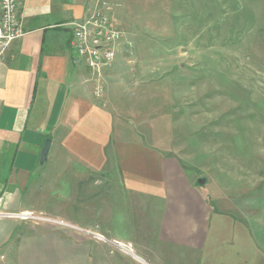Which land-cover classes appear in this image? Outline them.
<instances>
[{
  "label": "crops",
  "instance_id": "1",
  "mask_svg": "<svg viewBox=\"0 0 264 264\" xmlns=\"http://www.w3.org/2000/svg\"><path fill=\"white\" fill-rule=\"evenodd\" d=\"M93 3L20 0L23 36L0 56V211L57 219L1 218L0 264H264V189L213 198L177 156L143 142L118 52L104 104L93 97L68 48ZM113 162L116 175L103 173Z\"/></svg>",
  "mask_w": 264,
  "mask_h": 264
},
{
  "label": "rangeland",
  "instance_id": "2",
  "mask_svg": "<svg viewBox=\"0 0 264 264\" xmlns=\"http://www.w3.org/2000/svg\"><path fill=\"white\" fill-rule=\"evenodd\" d=\"M93 1L123 33L117 78L141 140L213 198L264 189V0Z\"/></svg>",
  "mask_w": 264,
  "mask_h": 264
},
{
  "label": "built area",
  "instance_id": "3",
  "mask_svg": "<svg viewBox=\"0 0 264 264\" xmlns=\"http://www.w3.org/2000/svg\"><path fill=\"white\" fill-rule=\"evenodd\" d=\"M19 4L20 0H0V56L11 43L23 36L16 17ZM122 38L123 33L108 16L97 10L87 12L81 20L71 24L68 48L72 58L83 63L93 78L92 95L96 100L103 98L104 73L113 68ZM1 218L38 219L31 214H4L0 211ZM2 259L0 256V261Z\"/></svg>",
  "mask_w": 264,
  "mask_h": 264
},
{
  "label": "water",
  "instance_id": "4",
  "mask_svg": "<svg viewBox=\"0 0 264 264\" xmlns=\"http://www.w3.org/2000/svg\"><path fill=\"white\" fill-rule=\"evenodd\" d=\"M50 145H51V140L49 138H47L42 146L41 152H40V159H39V164L43 165L46 160H47V155L50 149ZM115 246V243H114ZM118 248L123 249L122 246H117Z\"/></svg>",
  "mask_w": 264,
  "mask_h": 264
},
{
  "label": "bare ground",
  "instance_id": "5",
  "mask_svg": "<svg viewBox=\"0 0 264 264\" xmlns=\"http://www.w3.org/2000/svg\"><path fill=\"white\" fill-rule=\"evenodd\" d=\"M37 220H41V218H38ZM93 234V233H92ZM100 240V239H99Z\"/></svg>",
  "mask_w": 264,
  "mask_h": 264
},
{
  "label": "trees",
  "instance_id": "6",
  "mask_svg": "<svg viewBox=\"0 0 264 264\" xmlns=\"http://www.w3.org/2000/svg\"><path fill=\"white\" fill-rule=\"evenodd\" d=\"M0 195H1V193H0Z\"/></svg>",
  "mask_w": 264,
  "mask_h": 264
}]
</instances>
